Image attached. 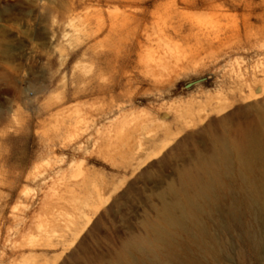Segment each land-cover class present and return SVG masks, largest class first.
Here are the masks:
<instances>
[{
  "label": "rangeland",
  "instance_id": "obj_1",
  "mask_svg": "<svg viewBox=\"0 0 264 264\" xmlns=\"http://www.w3.org/2000/svg\"><path fill=\"white\" fill-rule=\"evenodd\" d=\"M252 132L264 152V0H0V264H148L133 245L223 143L218 252L191 264H264Z\"/></svg>",
  "mask_w": 264,
  "mask_h": 264
},
{
  "label": "bare ground",
  "instance_id": "obj_2",
  "mask_svg": "<svg viewBox=\"0 0 264 264\" xmlns=\"http://www.w3.org/2000/svg\"><path fill=\"white\" fill-rule=\"evenodd\" d=\"M249 135L248 144L242 148L238 146L239 150L241 148L243 164L241 175L246 181L252 180L254 191L260 193V179L255 176V170L263 166L264 152L258 134L252 132ZM231 145L223 143L219 150L202 161L199 168L204 173L203 176L201 174L199 177L196 173L188 171L182 173L180 187L177 190L174 187L170 189L173 197L170 201L164 202L159 221L152 226L150 223L151 227L148 226L153 231V237L146 239L141 237L142 239L139 238L133 245L134 251L142 260H146L148 264H191L195 261L191 253L198 246H203L204 252L208 254H217L218 244L204 219L205 216L213 215L221 204L223 186L221 174L230 170V157L233 151Z\"/></svg>",
  "mask_w": 264,
  "mask_h": 264
},
{
  "label": "water",
  "instance_id": "obj_3",
  "mask_svg": "<svg viewBox=\"0 0 264 264\" xmlns=\"http://www.w3.org/2000/svg\"><path fill=\"white\" fill-rule=\"evenodd\" d=\"M206 79H200V80H197V81H194V82H191V83H188L186 84L183 89L184 90H187V89H191L192 87H194L195 85L199 84V83H202L204 82Z\"/></svg>",
  "mask_w": 264,
  "mask_h": 264
}]
</instances>
